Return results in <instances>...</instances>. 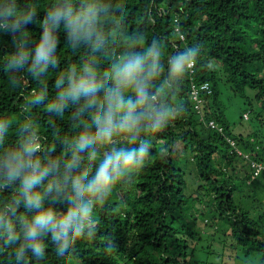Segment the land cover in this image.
<instances>
[{
    "label": "trees",
    "instance_id": "trees-1",
    "mask_svg": "<svg viewBox=\"0 0 264 264\" xmlns=\"http://www.w3.org/2000/svg\"><path fill=\"white\" fill-rule=\"evenodd\" d=\"M239 101L256 127L235 132ZM249 161L264 163V0H0V264H264Z\"/></svg>",
    "mask_w": 264,
    "mask_h": 264
},
{
    "label": "clouds",
    "instance_id": "clouds-1",
    "mask_svg": "<svg viewBox=\"0 0 264 264\" xmlns=\"http://www.w3.org/2000/svg\"><path fill=\"white\" fill-rule=\"evenodd\" d=\"M4 14L5 15H11V16H17V17L23 16L24 18H27L28 16L31 15V13H18V12L12 11L10 9V6L5 9ZM40 51H41V55H44L47 51V47H42ZM139 64H140V61H136L134 64L129 65V71L131 72L135 68L139 67ZM87 103H88L87 101H83L81 98V106H86ZM102 132L104 133V135L106 137L111 136V132L107 128L103 129ZM34 148H35V146L33 145L28 150L32 151V150H34ZM145 155H146L145 149L141 148V149H138L134 152H129L123 158L109 157L100 166V170L98 173L100 181L102 183L110 184L113 181L115 174H130V173L134 172L135 166L139 165L142 161H144ZM30 203H32L34 207L39 209L40 204L38 202L30 201ZM84 211L86 212L87 209H84ZM47 220H48V218L43 214L38 213V214L34 215L32 217V223L29 226L26 235L28 237L35 238L38 234V229L43 228L46 225ZM76 227L79 228L80 226L77 225ZM45 235H47V233H45ZM65 239H66V237H55L49 242L50 244L56 245V247L52 248V251L54 253H59L60 250L66 246L64 243ZM43 246L44 245H42L38 241L32 245L34 252L37 254H39V252L41 251V248ZM21 254H22V250H21V253H18V257ZM60 264H64V259H61Z\"/></svg>",
    "mask_w": 264,
    "mask_h": 264
},
{
    "label": "rangeland",
    "instance_id": "rangeland-1",
    "mask_svg": "<svg viewBox=\"0 0 264 264\" xmlns=\"http://www.w3.org/2000/svg\"><path fill=\"white\" fill-rule=\"evenodd\" d=\"M238 107L232 109L231 111L228 112V118L230 120V123H235L234 124V130L235 132H239V131H243V130H250L252 128H254V126L256 127V123L253 124L252 122V118L248 121V120H239V116H240V112L243 108V106L241 105L242 102L239 101L238 102ZM243 173H241L242 175ZM258 183H262V185H264V176H262L261 178H259L258 180H256ZM260 195V204H259V208H264V192L263 193H258ZM216 237H218L217 235H215ZM227 253V251H226ZM229 254V253H228Z\"/></svg>",
    "mask_w": 264,
    "mask_h": 264
},
{
    "label": "built area",
    "instance_id": "built-area-1",
    "mask_svg": "<svg viewBox=\"0 0 264 264\" xmlns=\"http://www.w3.org/2000/svg\"><path fill=\"white\" fill-rule=\"evenodd\" d=\"M188 67L191 69L193 67V62H189ZM199 90L208 91L209 90L208 84L205 83V84L201 85L198 89L195 86H192V98L194 100L198 99L197 95H198ZM210 126L212 128H215V126L212 122H210ZM227 141L230 144V146L236 150L237 154L242 156V153L237 150L236 143L234 142V140L228 139ZM249 162H250L251 178L252 179L257 178L261 174L264 173V163H260V162H256V161H249Z\"/></svg>",
    "mask_w": 264,
    "mask_h": 264
}]
</instances>
